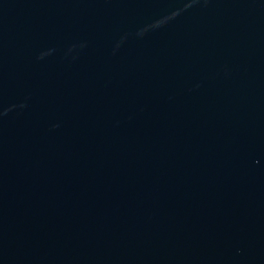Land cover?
<instances>
[{
	"label": "water",
	"instance_id": "95a60500",
	"mask_svg": "<svg viewBox=\"0 0 264 264\" xmlns=\"http://www.w3.org/2000/svg\"><path fill=\"white\" fill-rule=\"evenodd\" d=\"M0 264H264V0H0Z\"/></svg>",
	"mask_w": 264,
	"mask_h": 264
}]
</instances>
